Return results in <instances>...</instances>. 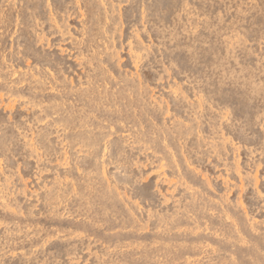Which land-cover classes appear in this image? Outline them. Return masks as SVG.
Masks as SVG:
<instances>
[{"label": "rangeland", "instance_id": "1", "mask_svg": "<svg viewBox=\"0 0 264 264\" xmlns=\"http://www.w3.org/2000/svg\"><path fill=\"white\" fill-rule=\"evenodd\" d=\"M0 23V264H264V0Z\"/></svg>", "mask_w": 264, "mask_h": 264}, {"label": "bare ground", "instance_id": "2", "mask_svg": "<svg viewBox=\"0 0 264 264\" xmlns=\"http://www.w3.org/2000/svg\"><path fill=\"white\" fill-rule=\"evenodd\" d=\"M4 13V12H3ZM87 19V18H86ZM1 24V23H0ZM88 29V28H87ZM93 29V28H92ZM95 30V29H94ZM88 35V34H87ZM94 35V34H93ZM90 37V36H89ZM93 41V40H92ZM98 44V43H97ZM95 56V55H94ZM93 57V56H92ZM31 83V82H30ZM115 86V85H114ZM49 110V109H48ZM85 129V128H84ZM91 130V129H90ZM83 132V131H82ZM58 194V193H57ZM103 194V193H102ZM89 206V205H88ZM181 216V215H180ZM114 217V216H113ZM89 222V221H88ZM38 224V223H37ZM86 227V226H85ZM95 227V226H94ZM101 227V226H100ZM164 229V228H163ZM102 230V229H101ZM33 232V231H32ZM104 232V231H103ZM19 233V232H18ZM146 240V239H145ZM154 241V240H153ZM135 242V241H134ZM151 245V244H150ZM182 246V245H181ZM258 246V245H257ZM136 248V247H135ZM257 248V247H256ZM139 249V248H138ZM156 251V250H155ZM246 257V256H245ZM233 264V263H231Z\"/></svg>", "mask_w": 264, "mask_h": 264}]
</instances>
